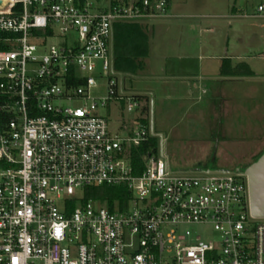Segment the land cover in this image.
<instances>
[{
  "label": "built area",
  "instance_id": "built-area-1",
  "mask_svg": "<svg viewBox=\"0 0 264 264\" xmlns=\"http://www.w3.org/2000/svg\"><path fill=\"white\" fill-rule=\"evenodd\" d=\"M167 14L168 0L0 5V31L14 35L0 50V264H264V218L243 172L173 171L158 150L136 175L130 150L150 127L114 130L100 111L141 103L114 67L115 24ZM98 79L103 98L91 96ZM95 185H126L131 199L123 209L83 200ZM186 224L218 236L189 241Z\"/></svg>",
  "mask_w": 264,
  "mask_h": 264
},
{
  "label": "rangeland",
  "instance_id": "rangeland-1",
  "mask_svg": "<svg viewBox=\"0 0 264 264\" xmlns=\"http://www.w3.org/2000/svg\"><path fill=\"white\" fill-rule=\"evenodd\" d=\"M91 1L97 8L107 6V0ZM216 1L219 16L203 21L185 20L177 29H169L165 17L151 19L148 25L146 21L142 27L148 36L150 54L136 74L124 75L127 93L149 95V113L143 116L150 127L153 110L154 130L163 135L165 153L172 170L177 172L210 166L235 170L241 156L250 157L264 147V79L236 76L214 83L201 78V85L194 86L191 92L185 86L173 91L167 85L171 82L167 78L179 72L173 69L176 59L166 58L164 52L174 47L180 34L190 37L180 40L182 47L200 43L207 55L221 52L238 56L236 62L242 64L240 68L264 75V17L257 11L264 0ZM195 9L214 11L208 4ZM48 43L63 42L50 39ZM105 82L98 79L91 96H107ZM145 104L142 100L140 107L128 112L126 101H117L100 111L109 114L114 130L121 122L136 128L139 124L135 120L142 115ZM181 229L188 231L189 241L198 235L204 240L218 236L211 225L186 224Z\"/></svg>",
  "mask_w": 264,
  "mask_h": 264
},
{
  "label": "trees",
  "instance_id": "trees-1",
  "mask_svg": "<svg viewBox=\"0 0 264 264\" xmlns=\"http://www.w3.org/2000/svg\"><path fill=\"white\" fill-rule=\"evenodd\" d=\"M13 34H6L0 31V50L11 48V44L7 40L12 38ZM149 42L148 36L145 33L142 25L138 21L124 22L120 21L115 24L114 30V67L116 72L123 75H134L137 71L143 68V59L148 55ZM240 64L233 68L222 69L224 75L242 76L254 75L255 72L246 67L240 68ZM244 65H247L246 63ZM139 101H145L146 104L141 109V116H138L136 121L148 124L143 114L149 113L150 97L146 94H133ZM124 101V100H121ZM159 138L151 135L148 140L140 146L132 147L130 150L131 162L136 175L146 167L145 155L148 153H158ZM83 200L95 199L101 202H106L112 207L123 209L131 199V193L126 185H101V186H86L83 188Z\"/></svg>",
  "mask_w": 264,
  "mask_h": 264
},
{
  "label": "crops",
  "instance_id": "crops-1",
  "mask_svg": "<svg viewBox=\"0 0 264 264\" xmlns=\"http://www.w3.org/2000/svg\"><path fill=\"white\" fill-rule=\"evenodd\" d=\"M111 0H107V6L109 5V2ZM125 2H131L135 0H122ZM209 5L211 9H214V11H202L199 9L197 11L195 8L203 7L206 5ZM106 6V7H107ZM190 9V10H188ZM217 1L216 0H168V14L165 16L167 19L166 24L169 29H177L182 27L183 24L181 22L188 20H197V21H203V19L209 17H217L220 14L217 13ZM154 21V18H146L139 20L138 22L141 25L149 24V21ZM155 26H159L156 24ZM200 33V32H199ZM177 35L174 34V37L177 38ZM190 35V34H185ZM199 35V34H198ZM191 36V35H190ZM190 38L189 36H184L180 34V36L174 41V47H171L167 49L166 52H164L166 58H170L176 61L173 65L175 67L174 70H178L176 72V75L169 76L167 79H169L171 82L168 87L172 88L173 91H177L180 86H185L186 89L191 92L192 88L196 85H201V78L202 79H210L213 80L214 83L219 82L223 79H232V77H228V75H224L222 72L223 67L226 68H233L234 66H237L236 58L234 55H230L228 53H221L218 52L217 54H209L205 52V47H202L200 43H197L196 45L188 46V47H182L180 46V40ZM150 52H148V55L146 58H148ZM145 58V61H146ZM144 60V59H143ZM171 60V61H173ZM146 65V62H145ZM192 72V73H189ZM124 83V82H123ZM125 88V87H124ZM214 94L216 93L215 89H212ZM125 92L127 93V90L125 89ZM131 94V93H129ZM135 94V93H134ZM148 95V94H146ZM205 169H208L205 168Z\"/></svg>",
  "mask_w": 264,
  "mask_h": 264
},
{
  "label": "water",
  "instance_id": "water-1",
  "mask_svg": "<svg viewBox=\"0 0 264 264\" xmlns=\"http://www.w3.org/2000/svg\"><path fill=\"white\" fill-rule=\"evenodd\" d=\"M118 74L120 76L121 86H123L124 75L123 73H120V72ZM150 133L151 135L159 138V143H160L159 153L161 157H163L166 160V162L169 163L168 157L164 150V137L161 133H156L154 130V120H153V110L152 109H151ZM196 171H202L205 173L243 172L248 178L251 212L256 217L264 218V152L256 161L250 164L243 171H241L239 168L235 170L208 168V169H192L188 171H178V172H196Z\"/></svg>",
  "mask_w": 264,
  "mask_h": 264
},
{
  "label": "flooded vegetation",
  "instance_id": "flooded-vegetation-1",
  "mask_svg": "<svg viewBox=\"0 0 264 264\" xmlns=\"http://www.w3.org/2000/svg\"><path fill=\"white\" fill-rule=\"evenodd\" d=\"M257 77L260 79H264V75H256V73L254 75H242L239 76V78L241 77ZM228 77H232L235 78L236 76H228ZM264 152V147L257 153L252 154L250 157H248L247 155L245 156H241L239 158L238 163L235 165V169L239 168L241 171H243L245 168H247L250 164H252L254 161H256ZM210 168H213L212 166H210ZM215 169V168H213Z\"/></svg>",
  "mask_w": 264,
  "mask_h": 264
},
{
  "label": "bare ground",
  "instance_id": "bare-ground-1",
  "mask_svg": "<svg viewBox=\"0 0 264 264\" xmlns=\"http://www.w3.org/2000/svg\"><path fill=\"white\" fill-rule=\"evenodd\" d=\"M5 2V0H0V5L3 4Z\"/></svg>",
  "mask_w": 264,
  "mask_h": 264
}]
</instances>
